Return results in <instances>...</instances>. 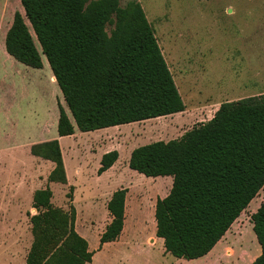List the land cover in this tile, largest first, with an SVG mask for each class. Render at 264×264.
Here are the masks:
<instances>
[{
	"label": "trees",
	"instance_id": "trees-1",
	"mask_svg": "<svg viewBox=\"0 0 264 264\" xmlns=\"http://www.w3.org/2000/svg\"><path fill=\"white\" fill-rule=\"evenodd\" d=\"M4 36L6 53L41 68L46 57L69 114L58 104L57 135L144 121L181 112L185 104L141 4L129 0H20ZM107 26L110 30L107 31ZM37 43L40 50L37 47ZM33 156L50 160L48 182L66 183L58 139L33 143ZM104 152L97 174L118 158ZM130 169L171 176V188L154 207L155 235L164 251L192 260L209 253L264 186V93L219 104L213 116L179 138L133 148ZM70 186L67 198L72 201ZM127 189L106 203L110 221L98 248L118 239ZM49 186L35 189L29 216L33 240L25 264H87L95 251L75 229V208L54 206ZM264 264V198L251 215Z\"/></svg>",
	"mask_w": 264,
	"mask_h": 264
},
{
	"label": "rangeland",
	"instance_id": "rangeland-1",
	"mask_svg": "<svg viewBox=\"0 0 264 264\" xmlns=\"http://www.w3.org/2000/svg\"><path fill=\"white\" fill-rule=\"evenodd\" d=\"M137 1L185 109L109 130L75 127L74 136H58L57 105L69 114L62 94L44 55L43 66L33 68L6 53L5 33L14 12L23 8L20 0H0V264H25L33 240L29 195L45 186L53 192L54 206L66 211L74 206L76 231L95 251L87 264H250L259 255L251 215L264 198V186L209 253L185 260L165 252L155 235V202L168 194L172 177L140 174L129 168L126 157L136 146L179 138L209 120L223 101L264 91V0ZM54 138L66 183L48 182L54 163L29 151L31 143ZM105 149L120 153V170L98 175ZM70 186L72 201L66 196ZM119 187L127 189L123 229L117 240L98 248L99 234L110 221L107 198Z\"/></svg>",
	"mask_w": 264,
	"mask_h": 264
},
{
	"label": "crops",
	"instance_id": "crops-1",
	"mask_svg": "<svg viewBox=\"0 0 264 264\" xmlns=\"http://www.w3.org/2000/svg\"><path fill=\"white\" fill-rule=\"evenodd\" d=\"M43 64V63H42ZM51 74V76L53 75L52 73H50ZM261 93H264V91H260V90H256V92H255V94L254 95H258V94H261ZM238 99V98H237ZM109 128L110 127H107V128H102V129H97V130H109ZM93 131H95V130H93ZM89 132H92V131H89ZM74 134H75V132L73 133V134H71V135H68V136H74ZM59 138H61V137H59ZM48 140H50V139H48ZM43 141H46V140H43ZM59 141V140H58ZM41 142V141H40ZM31 144H33V143H31ZM30 144V145H31ZM60 144V143H59ZM30 145H29V148H30ZM61 148V147H60ZM133 149V148H132ZM132 149H130V151L128 152V155H127V157H126V161H127V164H128V159H129V156H130V152H131V150ZM110 149H105L104 150V152H107V151H109ZM104 152H102L101 154H100V157H101V155L104 153ZM62 158H63V155H62ZM119 159H120V153H119V155H118V158H117V160L107 169V170H105V171H103L100 175H103V174H107V173H110V172H116V171H119L120 169L118 168V162H119ZM53 168V166L52 165H50V170ZM50 170H49V172H50ZM50 187V186H49ZM39 188H43V187H39ZM38 189V188H37ZM117 188H115V189H113L111 192H110V194H109V196H108V198H107V201L109 200V198H110V196H111V194H112V192L114 191V190H116ZM33 192L34 191H32V193L29 195V197H31V201L28 199V201H29V207L31 208V210H33V213H36L37 211H36V209L35 208H33L32 207V194H33ZM52 194H53V192H52ZM52 197H53V195H52ZM51 202L53 203V201H52V198H51ZM54 204V203H53ZM76 220V219H75ZM76 229V228H75ZM112 242V241H111ZM106 243H108V242H106ZM106 243H104L102 246H104ZM101 246V247H102ZM88 247H89V245H88ZM93 257V256H92ZM92 261V260H91Z\"/></svg>",
	"mask_w": 264,
	"mask_h": 264
}]
</instances>
